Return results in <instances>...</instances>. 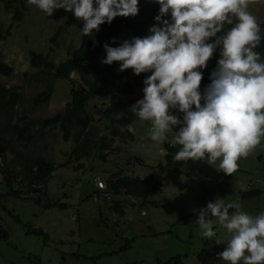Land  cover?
Wrapping results in <instances>:
<instances>
[{"label": "rangeland", "instance_id": "obj_1", "mask_svg": "<svg viewBox=\"0 0 264 264\" xmlns=\"http://www.w3.org/2000/svg\"><path fill=\"white\" fill-rule=\"evenodd\" d=\"M11 1L9 10L0 1V56L13 71L0 82L20 86L21 100L4 107L0 115V135L7 141V147L0 150V264H229L220 259L230 239L227 229L215 224L216 236L203 237L198 213L209 202L224 199L226 204L238 202L253 217L264 214V139L239 161L237 172L213 182L204 181L196 172L167 166L163 146L166 141L174 143L173 139L152 141L151 122L136 115L126 127L117 126L121 137H113L103 158L96 157V147L90 146L92 155L74 159L73 147L79 144L73 141L78 131L75 125L69 139L63 140L58 122L40 126L30 118L63 112L70 87L77 88L82 80L75 73H71L76 81L72 84L55 79L47 102L28 111V100L45 88L44 79L29 64V52L47 54L56 63L65 60V46L78 45L83 21L64 9L48 16L28 0ZM248 10L264 23V0H250ZM60 26L55 45L49 38ZM221 50L218 47L214 53L219 59ZM258 52L264 58V52ZM81 67L84 78H93L102 66L94 58ZM145 79L135 92L120 96L130 108L143 99ZM85 108L94 118L92 131L97 132L89 134L90 142L109 136L110 128L105 126L109 121L101 114L99 101L88 100ZM23 114L27 118L20 120ZM172 114L183 120L178 109ZM111 115L118 116V110ZM21 122L29 123L30 135L18 139L12 125ZM28 153L56 165L45 182L23 180L21 161ZM219 162L208 164L218 167ZM116 173L159 175L162 185L141 204L132 196L108 193L106 180ZM253 190L258 193L248 194Z\"/></svg>", "mask_w": 264, "mask_h": 264}, {"label": "clouds", "instance_id": "obj_2", "mask_svg": "<svg viewBox=\"0 0 264 264\" xmlns=\"http://www.w3.org/2000/svg\"><path fill=\"white\" fill-rule=\"evenodd\" d=\"M160 5L156 25L143 38L119 47L104 45V65L120 62V72L131 69L144 80L143 99L131 111L151 122L150 138L164 142L169 135L180 146L177 162L216 164L226 176L239 169L264 139V58L261 27L248 9L250 0H152ZM51 16L56 9L72 12L83 21L82 33L91 36L117 17H135L139 0H28ZM170 13L171 21L163 19ZM229 26L226 34L215 39ZM220 47L211 84L200 92L199 69L207 67ZM178 109L181 121L172 114ZM194 109V110H193ZM179 126L178 132L173 128ZM100 183V181H98ZM103 187V184L100 185ZM234 210L230 214L229 210ZM209 215L211 218H209ZM201 235L216 236L215 224L230 234L220 259L229 264H264V214L253 217L238 202H209L198 213ZM219 243L218 241H216Z\"/></svg>", "mask_w": 264, "mask_h": 264}, {"label": "trees", "instance_id": "obj_3", "mask_svg": "<svg viewBox=\"0 0 264 264\" xmlns=\"http://www.w3.org/2000/svg\"><path fill=\"white\" fill-rule=\"evenodd\" d=\"M0 1L3 2L4 9L9 10L8 7L11 0ZM18 1L20 2V0ZM138 7L139 13L135 17H117L110 25L107 23L101 25L100 31H94L91 36H84V34L81 33L77 46L72 42L65 46L67 58L63 61L58 60L56 63L51 60L47 54L33 50L29 52V64L31 67L38 70L37 74L42 77L40 79H44L45 81V88L28 100V111L47 102L48 98L51 96V89L55 79H64L72 84L76 81H73L71 73H75L82 80V83H77V88L70 87L69 99L64 103L63 112H57L53 116L46 118H30L31 122L37 121L40 123V126H47L58 122L63 133V140L69 139L71 135L70 128L72 125H75L78 131L74 134L73 141L79 144L77 146L74 145L72 154L76 160L92 155L91 149L93 148L90 146L96 147L94 153L96 157L103 158V153L109 150L113 137L119 135L117 126L126 127L135 116L131 111L129 102L120 96L122 94H132L135 92V87L140 85L139 81L149 77L151 73H142L136 76L131 69L120 72V62H113V64L109 66L102 64V60L106 58V52L104 50L105 44L110 47H119L125 41L130 42L133 38H143L150 34V28L156 25L155 17L159 15L160 5L156 2H152V0H139ZM13 13L17 14L16 11ZM163 19L171 21L170 13L163 17ZM258 23L261 27L262 41L257 50L264 52V23ZM228 28L229 26L226 25L224 30L218 33L217 37L210 38L208 43H214L216 38L226 34ZM60 32L61 26L58 27L49 38L51 43L57 45V38ZM75 42L77 43L76 40ZM94 58L100 60L102 67L99 72L93 74V78H84L85 71L82 69L81 65ZM218 60V55L213 54L207 67L199 69L203 75V80L200 85L201 94H203L205 89L211 84V74L217 69ZM12 71L13 68L7 63V60L0 56V78H7ZM130 75H133V80H131ZM19 90L20 86L18 85L8 86L0 82V115L4 107L7 105L11 106L15 101L18 102L21 100V92ZM91 99L99 101L100 106L103 107L101 114L109 121V124L105 126L110 128L109 136H100L97 142H90L89 138V134H97L96 131H92L96 127L93 121L94 118L85 108L87 101ZM116 110H118L119 115H111V113ZM24 118H27L26 114H23L20 120H24ZM28 124L29 123L21 122L12 125V130L18 139H23L24 136L30 135L26 130ZM178 131L179 126L173 128V132ZM119 137H121V134ZM169 138L173 139L171 135H169ZM6 147V139L0 135V150L3 151ZM179 149L180 146L175 143L168 141L164 142L163 152L167 166L196 172L201 179L207 182L218 181L229 177L224 175L219 167H213L204 160L188 162L175 161L173 157ZM26 155L27 158L21 161V163H24L25 170V172H22V176H25L23 180L26 179V182L29 184L45 182L56 165L37 154L33 153L32 155L28 153ZM112 175L114 177H110L106 180L108 193H123L124 195L140 199L141 204L146 202L148 197L154 194L162 185V180L159 175L147 174L138 176L121 175L120 173ZM257 193L258 191L253 190L248 194ZM164 264H177V262L167 261Z\"/></svg>", "mask_w": 264, "mask_h": 264}]
</instances>
